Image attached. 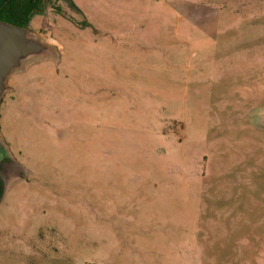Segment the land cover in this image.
<instances>
[{
  "label": "rangeland",
  "instance_id": "rangeland-1",
  "mask_svg": "<svg viewBox=\"0 0 264 264\" xmlns=\"http://www.w3.org/2000/svg\"><path fill=\"white\" fill-rule=\"evenodd\" d=\"M73 2L0 101V264H264V0Z\"/></svg>",
  "mask_w": 264,
  "mask_h": 264
},
{
  "label": "water",
  "instance_id": "water-1",
  "mask_svg": "<svg viewBox=\"0 0 264 264\" xmlns=\"http://www.w3.org/2000/svg\"><path fill=\"white\" fill-rule=\"evenodd\" d=\"M56 57L55 48L27 27L0 21V101L9 90L7 80L35 59ZM256 122L264 127V102ZM9 158L8 149L0 135V162Z\"/></svg>",
  "mask_w": 264,
  "mask_h": 264
},
{
  "label": "trees",
  "instance_id": "trees-1",
  "mask_svg": "<svg viewBox=\"0 0 264 264\" xmlns=\"http://www.w3.org/2000/svg\"><path fill=\"white\" fill-rule=\"evenodd\" d=\"M55 0H6L0 5V21L7 22L20 27H28L32 18L43 14ZM70 7L76 11L81 10L76 6L73 0H67ZM52 7V6H51ZM56 12H61L60 7L53 6ZM3 188L0 184V199Z\"/></svg>",
  "mask_w": 264,
  "mask_h": 264
},
{
  "label": "crops",
  "instance_id": "crops-1",
  "mask_svg": "<svg viewBox=\"0 0 264 264\" xmlns=\"http://www.w3.org/2000/svg\"><path fill=\"white\" fill-rule=\"evenodd\" d=\"M6 0H0V5L3 3V2H5ZM176 1H180V0H176ZM237 45V43L236 44H233V45H229L228 43H226V46H236Z\"/></svg>",
  "mask_w": 264,
  "mask_h": 264
},
{
  "label": "flooded vegetation",
  "instance_id": "flooded-vegetation-1",
  "mask_svg": "<svg viewBox=\"0 0 264 264\" xmlns=\"http://www.w3.org/2000/svg\"><path fill=\"white\" fill-rule=\"evenodd\" d=\"M0 184H1L2 188H3V182H2V179H0Z\"/></svg>",
  "mask_w": 264,
  "mask_h": 264
}]
</instances>
